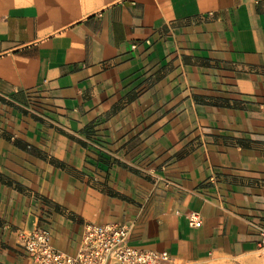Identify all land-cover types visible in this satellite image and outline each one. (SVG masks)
I'll return each instance as SVG.
<instances>
[{
    "label": "crops",
    "instance_id": "obj_1",
    "mask_svg": "<svg viewBox=\"0 0 264 264\" xmlns=\"http://www.w3.org/2000/svg\"><path fill=\"white\" fill-rule=\"evenodd\" d=\"M262 223L264 0H0V264L35 228L73 256L85 224L264 264Z\"/></svg>",
    "mask_w": 264,
    "mask_h": 264
},
{
    "label": "built area",
    "instance_id": "obj_2",
    "mask_svg": "<svg viewBox=\"0 0 264 264\" xmlns=\"http://www.w3.org/2000/svg\"><path fill=\"white\" fill-rule=\"evenodd\" d=\"M193 228L201 226L198 214L188 215ZM259 248L264 251V223L254 227ZM130 228L125 225H83L79 248L71 256L58 251L51 234L43 229L17 233L18 246L30 264H173L167 252L144 250L129 244Z\"/></svg>",
    "mask_w": 264,
    "mask_h": 264
}]
</instances>
